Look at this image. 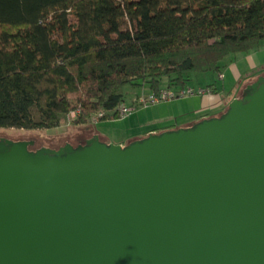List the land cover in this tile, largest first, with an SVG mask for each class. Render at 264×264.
Wrapping results in <instances>:
<instances>
[{
    "label": "water",
    "instance_id": "1",
    "mask_svg": "<svg viewBox=\"0 0 264 264\" xmlns=\"http://www.w3.org/2000/svg\"><path fill=\"white\" fill-rule=\"evenodd\" d=\"M221 115L125 146L0 136V264H264V73Z\"/></svg>",
    "mask_w": 264,
    "mask_h": 264
},
{
    "label": "trees",
    "instance_id": "2",
    "mask_svg": "<svg viewBox=\"0 0 264 264\" xmlns=\"http://www.w3.org/2000/svg\"><path fill=\"white\" fill-rule=\"evenodd\" d=\"M262 42L264 0H0V128L120 118L127 85L182 91Z\"/></svg>",
    "mask_w": 264,
    "mask_h": 264
},
{
    "label": "rangeland",
    "instance_id": "3",
    "mask_svg": "<svg viewBox=\"0 0 264 264\" xmlns=\"http://www.w3.org/2000/svg\"><path fill=\"white\" fill-rule=\"evenodd\" d=\"M251 52H259L261 57L264 58V42L259 46L253 48ZM229 56V57H234ZM225 59V63L228 58ZM227 65V64H226ZM264 69V67H263ZM228 70V69H227ZM226 67L224 72L227 71ZM264 73V72H263ZM254 73L246 75L241 82L234 81V77L228 73L226 78L222 81L219 79L218 72L209 73H192V78L188 83L190 88L206 87L208 84H217L220 91H222L225 98L229 97L231 92H236L239 89V96H241L245 86L257 79ZM260 75V74H259ZM217 76V77H216ZM255 76V77H254ZM216 77V78H215ZM162 87L164 91L167 89L168 78H164L162 81ZM188 87V88H189ZM173 91H179V88H172ZM210 90L205 93H209ZM153 91L148 85L143 87H135L127 85L125 87V103L130 107V113L115 119H95L92 118L85 124H66L60 127L53 128H40V129H18V128H0V136L7 137L11 140H20L27 138H39V139H56L59 137L75 135L77 133L84 132H99L111 140L112 143L120 142L122 146H125L131 139L146 137L148 131L152 128H158L163 131L162 128L173 129L185 125L191 120L198 117L195 110L198 109L193 97L199 95H180L179 97L159 101L157 103L149 102L144 103L142 99L149 97ZM204 94V95H205ZM134 101L138 102L137 106H134ZM227 105L231 104L230 100H227ZM162 129V130H161ZM159 131V132H160ZM118 144V143H116Z\"/></svg>",
    "mask_w": 264,
    "mask_h": 264
},
{
    "label": "crops",
    "instance_id": "4",
    "mask_svg": "<svg viewBox=\"0 0 264 264\" xmlns=\"http://www.w3.org/2000/svg\"><path fill=\"white\" fill-rule=\"evenodd\" d=\"M226 64V70H228L224 72L225 68H223L220 72H218L219 79H221L222 81L226 78L228 73L232 76V78L234 77V81L237 80L241 82L242 79L250 72L254 73L255 76H259V74L261 75L264 72V58L261 57L259 52L250 51L249 53H243L235 55L234 57H229ZM210 85L213 86L208 87ZM205 88H209L210 92L205 95L193 97L196 100L195 104H197L198 107V109L195 110L196 112H198V117H196V119L191 120V122L220 113L227 106V100L233 101L235 98L240 97L239 89H237V93L231 92L229 94V97L225 98L223 95L224 93L219 90L217 84H208ZM162 129L164 130V128ZM152 131L159 132L160 130L158 128H152L148 131L147 134L149 135ZM113 142L122 144L120 142Z\"/></svg>",
    "mask_w": 264,
    "mask_h": 264
},
{
    "label": "built area",
    "instance_id": "5",
    "mask_svg": "<svg viewBox=\"0 0 264 264\" xmlns=\"http://www.w3.org/2000/svg\"><path fill=\"white\" fill-rule=\"evenodd\" d=\"M208 91L207 88H199L198 90L194 89V88H188L179 92L173 91V92H161L160 94H156V93H152L151 95H149V97H144L142 99V101L144 103H149V102H153V103H157L159 101H163V100H169V99H173L176 97H179L180 95L185 96V95H204L206 92ZM121 115L125 116L128 115L130 113V107L128 106H122L121 107V111H120ZM76 113L73 112L71 114V117H75ZM95 119H100V115L97 116ZM152 133V132H151ZM156 133V132H154Z\"/></svg>",
    "mask_w": 264,
    "mask_h": 264
},
{
    "label": "flooded vegetation",
    "instance_id": "6",
    "mask_svg": "<svg viewBox=\"0 0 264 264\" xmlns=\"http://www.w3.org/2000/svg\"><path fill=\"white\" fill-rule=\"evenodd\" d=\"M241 97V96H240ZM223 111H224V109H223ZM222 111V112H223ZM221 113V112H220ZM172 131H176L175 129H168V130H163V132H172ZM154 132H156V133H154ZM152 133H154V134H159L160 132H157V131H152ZM162 133V132H161ZM12 141V140H11ZM12 142H14V141H12ZM26 142H31L30 140L29 141H26ZM34 142V141H33ZM35 144H36V142H34V144H30L29 143V145H28V150L29 151H31V152H36V151H38V150H40V149H32L33 148V146H35ZM71 145V144H70ZM80 145H87V141H85V142H83V141H80L79 142V146ZM71 146H73L74 148H78V147H75L74 145H71ZM8 147H10V144H7L6 142H5V140L4 139H2V138H0V150H4V149H7ZM42 149V148H41Z\"/></svg>",
    "mask_w": 264,
    "mask_h": 264
}]
</instances>
